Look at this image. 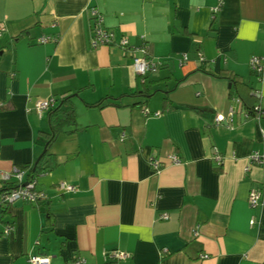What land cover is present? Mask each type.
Here are the masks:
<instances>
[{"label":"crops","instance_id":"1","mask_svg":"<svg viewBox=\"0 0 264 264\" xmlns=\"http://www.w3.org/2000/svg\"><path fill=\"white\" fill-rule=\"evenodd\" d=\"M91 6L161 68L139 77L118 46L91 47ZM0 25V192L15 184L4 175L43 153L48 112L38 116L34 100L70 96L62 108L74 112L36 178L45 197L2 212L13 230L0 234V264L37 254L50 264H264V169L248 167L253 152L264 156V63L260 74L249 67L264 58V0H0ZM231 108V125H215ZM251 189L262 192L256 208ZM115 250L129 258H109Z\"/></svg>","mask_w":264,"mask_h":264},{"label":"built area","instance_id":"2","mask_svg":"<svg viewBox=\"0 0 264 264\" xmlns=\"http://www.w3.org/2000/svg\"><path fill=\"white\" fill-rule=\"evenodd\" d=\"M219 9L220 4L213 7L212 14L214 15L215 13H217ZM88 11L91 19V47L96 48L103 45L118 46L130 56L133 72L139 77H146L148 74L156 73L161 68V66L163 65V61L158 58L149 56L148 45L144 43L132 45L130 44L126 36L121 35L120 37H116L115 33L112 30L104 27L103 17L97 8L91 6ZM3 30L4 27L0 25V34L3 32ZM48 41L49 38L45 36L38 39V43L40 44L46 43ZM187 59V54H182L181 59L179 60V65L185 62ZM199 60L203 61L204 57L199 56ZM263 63L264 58L252 56L249 59L250 70L256 74H260L263 69ZM56 104L57 99L54 97L37 98L33 102V110L38 116H40L43 113L48 112L51 108H54ZM253 111L255 116L260 117V115L262 114V107L260 105H255L253 107ZM233 112L234 111L231 108L228 111V115L226 117L222 115H215L213 120L214 124L225 126L231 125ZM143 113L146 114L147 111L143 109ZM213 158L216 165L220 166L222 163V156L217 151H215ZM169 161L173 165L181 164V160L175 155L170 156ZM249 161L250 163L248 167L251 165H258L264 169V156L259 154L258 152H253L249 157ZM150 165L153 171H158L161 167L160 162L155 159H151ZM27 174V170L15 168L10 175H4V179L13 177L15 180V184L0 192V234L3 236H8L11 234L13 225L8 222H2V212L7 210L8 207H10L15 202L33 204L45 197L43 192L37 190L36 179H27ZM58 188L62 191L76 190V187L74 185L68 184L66 182H60L58 184ZM261 200V190L251 189L247 199L248 205L251 208H256L260 205ZM166 217V214L161 215L162 219H165ZM109 258L114 260H124L129 258V254L123 251L115 250L110 252ZM28 261L30 262V264H50V256L43 254L30 255L28 257ZM72 264H85V260L81 257H77L74 258Z\"/></svg>","mask_w":264,"mask_h":264},{"label":"trees","instance_id":"3","mask_svg":"<svg viewBox=\"0 0 264 264\" xmlns=\"http://www.w3.org/2000/svg\"><path fill=\"white\" fill-rule=\"evenodd\" d=\"M218 76L227 78L230 83L234 86L236 84L242 83V79L240 77H237L226 71L219 73ZM69 99L70 96L64 98L58 106L51 108L48 111L49 130L47 132H40L45 139L44 152L37 159L36 163L24 166V168H26L28 172L27 179H36L40 174L48 170L46 162L50 145L55 140L57 135L63 130L64 127L74 125V112L72 108H62V105L64 103H68ZM252 113H254L253 109Z\"/></svg>","mask_w":264,"mask_h":264},{"label":"water","instance_id":"4","mask_svg":"<svg viewBox=\"0 0 264 264\" xmlns=\"http://www.w3.org/2000/svg\"><path fill=\"white\" fill-rule=\"evenodd\" d=\"M43 152H44V150H43ZM36 163V162H35Z\"/></svg>","mask_w":264,"mask_h":264}]
</instances>
